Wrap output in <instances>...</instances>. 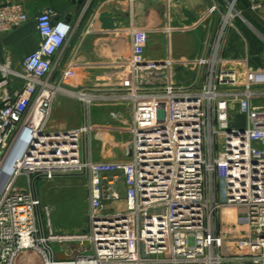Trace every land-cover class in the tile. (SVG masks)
Here are the masks:
<instances>
[{
    "label": "built area",
    "instance_id": "1",
    "mask_svg": "<svg viewBox=\"0 0 264 264\" xmlns=\"http://www.w3.org/2000/svg\"><path fill=\"white\" fill-rule=\"evenodd\" d=\"M85 1L88 6L92 0ZM231 4L225 14L213 5L205 15L218 14V21L193 61L191 85H176L163 73V85L150 86L165 66L145 61L143 37L132 32V80L111 98L131 110L126 162H95L88 155L89 108L102 99L91 92L75 94L83 108L79 128L46 131L58 91L51 82L53 58L74 24L56 19L51 9L35 16L39 44L23 58L21 71L0 65V264H16L22 252H33L42 264H264V69L245 64L239 80L225 68ZM28 21L22 1L0 0V34ZM10 78L20 81L12 93ZM236 116L244 127L232 126ZM19 148L24 150L8 170ZM58 175L88 181L85 233L56 234L50 210L35 192L36 178ZM19 176L28 187L12 191ZM232 211L233 223L224 224ZM232 234L238 236L233 241Z\"/></svg>",
    "mask_w": 264,
    "mask_h": 264
},
{
    "label": "crops",
    "instance_id": "2",
    "mask_svg": "<svg viewBox=\"0 0 264 264\" xmlns=\"http://www.w3.org/2000/svg\"><path fill=\"white\" fill-rule=\"evenodd\" d=\"M22 2L29 21L10 33L0 34V65L9 63L10 69L21 71L23 58L39 44L34 18L40 11L51 9L56 19L73 23L70 39L53 58L56 67L51 82L58 91L46 131L62 133L79 128L83 124V108L75 94L91 92L102 99L89 108L91 131L86 139L87 153L95 162H126L131 149V110L127 103L111 98L123 92L132 80L128 68L132 32L143 37L145 61L165 66L150 86H162L163 73L176 85H191L197 74L193 61L203 54L204 41L214 31L218 17L217 14L205 19V15L213 5L218 13L223 12L228 0H92L88 6L85 0ZM253 4L260 8L253 11ZM234 6L242 18L248 15L251 22L247 16L245 19L249 27L260 33L257 36L249 27L248 30L236 24L227 33L222 53L225 68L234 70L242 80L245 64L252 69H264V0H240ZM19 87L18 79H9V93ZM65 178L84 177L58 175L54 179ZM43 180L36 179L35 192ZM118 188L122 198L123 184L119 183ZM62 218L63 215L57 217V223L67 226L62 224ZM55 252V259L62 260L60 249Z\"/></svg>",
    "mask_w": 264,
    "mask_h": 264
},
{
    "label": "rangeland",
    "instance_id": "3",
    "mask_svg": "<svg viewBox=\"0 0 264 264\" xmlns=\"http://www.w3.org/2000/svg\"><path fill=\"white\" fill-rule=\"evenodd\" d=\"M22 1V0H17ZM234 4L232 0L226 2L224 11L220 15L225 14L229 11V4ZM234 10L231 11L232 18L229 19L231 26L228 28L227 33L231 32L234 25H241L249 30L250 21L248 15L246 14L243 18L238 14L237 9L233 6ZM219 15V17H220ZM218 17L216 18V23ZM248 23H247V22ZM251 22V21H250ZM249 27V28H248ZM254 34L257 36L260 34L257 30L250 28ZM264 33V30H262ZM227 36V35H226ZM226 42V40H225ZM264 104V102H263ZM231 124L234 127H244V118L236 116L231 119ZM11 190L21 191L27 189V180L24 177H15L11 181ZM36 194L42 204V206H47L50 210L51 224L54 228L56 234H79L85 233L88 228V211H87V201H88V181L86 178H65V179H54L52 181H41L36 186ZM72 214V218L69 216ZM233 211L224 215L223 223H233L234 215ZM63 218L61 220L62 224L67 226H61L57 223V217ZM57 226V227H56ZM224 226V225H223ZM224 230H230V227L224 226ZM238 236L232 234L229 236L230 240L233 241ZM70 245V244H67ZM56 251L60 247L56 244L52 246ZM21 259H17L16 264H42L39 257L33 252H25L20 255Z\"/></svg>",
    "mask_w": 264,
    "mask_h": 264
},
{
    "label": "water",
    "instance_id": "4",
    "mask_svg": "<svg viewBox=\"0 0 264 264\" xmlns=\"http://www.w3.org/2000/svg\"><path fill=\"white\" fill-rule=\"evenodd\" d=\"M23 150H24L23 148H19L16 151V153L10 158L11 166H13L15 164V162L17 161V159L21 156ZM66 176H74V175H66ZM36 179L34 180V182L36 181Z\"/></svg>",
    "mask_w": 264,
    "mask_h": 264
},
{
    "label": "bare ground",
    "instance_id": "5",
    "mask_svg": "<svg viewBox=\"0 0 264 264\" xmlns=\"http://www.w3.org/2000/svg\"><path fill=\"white\" fill-rule=\"evenodd\" d=\"M232 7H233V5L231 4V5H230V9H231V10H232ZM35 120L37 121V118H35ZM11 167H12V166H11V162L9 161V163H8V165H7V169L10 170Z\"/></svg>",
    "mask_w": 264,
    "mask_h": 264
},
{
    "label": "trees",
    "instance_id": "6",
    "mask_svg": "<svg viewBox=\"0 0 264 264\" xmlns=\"http://www.w3.org/2000/svg\"><path fill=\"white\" fill-rule=\"evenodd\" d=\"M238 1H240V0H238Z\"/></svg>",
    "mask_w": 264,
    "mask_h": 264
}]
</instances>
